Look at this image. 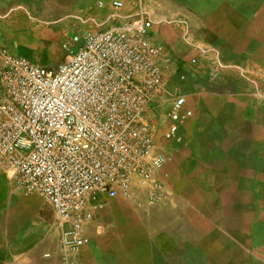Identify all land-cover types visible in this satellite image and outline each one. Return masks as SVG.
Segmentation results:
<instances>
[{"label":"crops","instance_id":"crops-1","mask_svg":"<svg viewBox=\"0 0 264 264\" xmlns=\"http://www.w3.org/2000/svg\"><path fill=\"white\" fill-rule=\"evenodd\" d=\"M112 1L0 0V59L61 64L74 36L145 15L162 72L147 117L165 126L178 97L191 112L158 147L163 189L138 191L134 202L102 199L88 243L64 254L51 206L0 167V264H264L254 192L264 187V0ZM240 212L250 228L206 234V221Z\"/></svg>","mask_w":264,"mask_h":264},{"label":"built area","instance_id":"built-area-1","mask_svg":"<svg viewBox=\"0 0 264 264\" xmlns=\"http://www.w3.org/2000/svg\"><path fill=\"white\" fill-rule=\"evenodd\" d=\"M151 26L140 14L74 36L56 68L0 59V167L51 206L64 254L88 243L86 224L102 199L134 202L138 191L163 189L158 147L191 116L178 97L163 134L147 117L162 84Z\"/></svg>","mask_w":264,"mask_h":264},{"label":"rangeland","instance_id":"rangeland-1","mask_svg":"<svg viewBox=\"0 0 264 264\" xmlns=\"http://www.w3.org/2000/svg\"><path fill=\"white\" fill-rule=\"evenodd\" d=\"M66 40H68V38ZM73 49H75V48H73ZM43 63L44 64H41L42 67L56 68L60 62H58V60L56 58H51V59L49 58V59H45V61ZM165 119L167 120L165 126H164V123H162V120L158 121L157 118H155V120H154V125H155L156 129L159 131V133H161V134L164 133V131L166 130V128L169 124L167 116ZM254 192L259 198H261V202H259V203L262 207H264V187H263V189H256V190H254ZM247 208H249V207L247 206ZM254 208L255 207H253V212H255ZM260 217H262V216H260ZM260 217H258V218H260ZM254 221H253V223H254ZM261 222H262L261 220L257 221L258 225L257 224L256 225L258 226V228H260V227L264 228V221H263V224H261ZM251 226H252L251 220L249 218H246L244 216L243 212H240V214L238 213V215L236 216V218L234 220L233 219H230V220L227 219L225 222L224 221L220 222V225H219L218 221H215V222L206 221L204 227H205L206 234H207L208 231L214 230L216 228H221V227L222 228L227 227L229 229H236V230H244V229L250 228ZM239 238L243 239L244 235L239 234ZM206 242L209 245H212V241L208 240V238H207ZM215 243H216V239H215Z\"/></svg>","mask_w":264,"mask_h":264}]
</instances>
